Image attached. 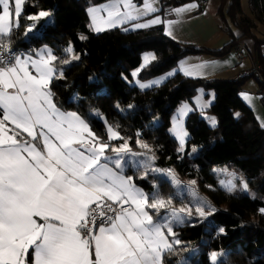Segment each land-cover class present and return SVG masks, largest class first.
Instances as JSON below:
<instances>
[{
    "label": "trees",
    "instance_id": "trees-1",
    "mask_svg": "<svg viewBox=\"0 0 264 264\" xmlns=\"http://www.w3.org/2000/svg\"><path fill=\"white\" fill-rule=\"evenodd\" d=\"M103 1L25 0L19 26L0 41L24 53L41 47L51 50L57 57L53 62L57 72L63 73L50 85L54 103L62 111L78 113L93 133L110 145L108 153L112 146L124 143L154 147L157 168H172L180 177L195 181L198 191L207 197L212 212L205 220L185 219L173 228L180 244L164 254V264H264V128L238 96L243 82L253 77L188 78L174 72L161 85L145 90L129 83L130 71L139 66L144 52H152L154 59L137 73L140 81L175 69L189 54L222 56L243 38L253 42L251 55L264 67V37L258 38L252 31L255 22L264 25V0H248L251 16L242 14L240 0L221 1L218 16L230 42L218 51L176 42L163 33L161 26L134 31L121 26L92 32L86 8ZM39 10L49 11L52 23L41 18L28 32L34 23L28 17ZM232 28L239 36L232 34ZM69 48L71 54L66 51ZM73 55L78 59H72ZM65 59L70 62L63 63ZM198 89L214 93L213 102L202 113L212 115L216 123L210 126L199 111H190L184 120L188 137L181 155L176 141L163 128L153 126L152 119L157 115L169 119L180 103H191ZM106 125L119 133L118 139L109 141ZM191 146L197 147L198 153L189 158ZM221 167L241 174L252 195L220 188L214 170ZM124 171L148 195L153 182L162 190L170 188L157 174L144 178L129 167ZM211 253L222 255L214 263Z\"/></svg>",
    "mask_w": 264,
    "mask_h": 264
},
{
    "label": "snow or ice",
    "instance_id": "snow-or-ice-1",
    "mask_svg": "<svg viewBox=\"0 0 264 264\" xmlns=\"http://www.w3.org/2000/svg\"><path fill=\"white\" fill-rule=\"evenodd\" d=\"M24 3L0 0V37L19 26ZM121 4L129 10L122 12ZM196 7L189 4L174 11L182 15ZM155 11L150 0H145L142 10L132 0H116L89 9L90 27L99 33ZM48 15L41 11L28 19ZM161 23L157 17L135 27ZM10 51L0 41V264H164V254L180 244L169 236L175 237L174 224L184 223L185 209L154 220L172 201L159 195L150 198L132 176L123 174L120 154L131 152L128 145L111 149L117 158H110L106 155L110 145L78 113L61 111L54 103L50 85L54 77H63L53 64L57 57L42 49L36 53L38 59L16 55L7 60ZM66 51L72 53L70 48ZM152 59L145 56V64ZM188 110L182 108L181 115ZM173 131L182 150L188 134L178 123ZM108 134L110 139L119 138L111 127ZM222 185L229 192L235 187ZM243 187L247 189V184ZM195 210L206 215L203 206ZM211 260H217L216 253Z\"/></svg>",
    "mask_w": 264,
    "mask_h": 264
},
{
    "label": "crops",
    "instance_id": "crops-1",
    "mask_svg": "<svg viewBox=\"0 0 264 264\" xmlns=\"http://www.w3.org/2000/svg\"><path fill=\"white\" fill-rule=\"evenodd\" d=\"M170 1L150 0L153 7H155L157 11L149 15H141L139 19L130 20L127 23L118 25L117 27L123 26L124 30L126 31L147 29V28H136L135 25L139 23H147L151 19H155L158 17L160 18L162 23L158 25H153L151 27L161 26L163 33L167 37H169L170 39L176 42L193 45V46L206 49V50H210V51H218L230 42L229 34L224 29L222 21L220 17L218 16V8L222 0H208V3L205 7H202L199 4V2L196 0H182L181 2L177 4H172V2ZM115 2L116 0H105L101 3L90 5L86 8V12L89 18L88 26H89L90 31L95 32L92 29V27H90L91 23H90L89 9L103 8L105 5H111ZM132 2L136 6L137 10H142L145 0H140L139 2L132 0ZM189 4H195L197 7L191 11L184 12L182 15H177L175 13L174 11L175 9L186 7ZM247 4H248V0H247ZM248 8H249V4H248ZM128 10L129 9H125L123 5L121 4L122 12H126ZM101 14L106 16V13H101ZM242 14H244L243 11H242ZM244 15L251 16V14L249 15L244 14ZM169 23H171V33H172L171 35L168 34ZM151 27H148V28H151ZM252 31L255 34V36H257L258 38L264 37V29H261V31L259 32L256 26V22H255V25ZM255 31L261 33L262 36H258L255 33ZM232 34L236 37L239 36V32L233 28H232ZM240 41L245 44L248 50V56L246 57L244 61L238 62L236 60V57L233 51H228L222 56H211L206 53L189 54V55L182 57L178 61L176 68L171 71L170 76H172L174 72H178L182 76L188 77V78H205V79H209V78L231 79L232 78L234 79L242 71L246 70L253 63L256 62L251 55L252 49H253V42L247 38H243ZM42 49H48V48L41 47L31 53H25L21 57L32 56L34 59H38L36 53L40 52ZM200 90L202 89H198L196 94L192 98L191 103L189 102L188 103L191 105L192 109H196L197 111H199L201 113V116H203V118H205L207 122V117L204 116L205 113H202V111L206 110L208 106L213 102L214 93L211 90L209 91L203 90V92L205 93L202 92L201 96L203 98L207 97V99L209 98L210 100H208L207 103L204 101V105L200 106L201 108H198L196 106V102L194 101V99L197 94H200ZM259 91H260V85L258 81L250 77L243 82L241 89L238 93V96L241 99V101L252 111V114L254 118L256 119L258 125L264 128V109L262 108V105L260 104V101H259ZM64 112H73V111H64ZM208 125L211 126V124L209 123ZM108 139L109 141L110 140L113 141L118 138L110 139L109 134H108ZM120 146L121 145L112 146V149L120 147ZM106 155L109 156L110 158L113 157L112 153L106 152ZM130 167L131 165H129V168ZM125 168H126V165H124V170ZM123 174L125 176H128L126 175L125 171ZM140 189L143 190L142 188ZM143 191L146 193L145 190ZM148 211L150 212L149 209ZM153 219L156 220L154 216H153ZM169 240L173 242L172 236H169Z\"/></svg>",
    "mask_w": 264,
    "mask_h": 264
},
{
    "label": "rangeland",
    "instance_id": "rangeland-1",
    "mask_svg": "<svg viewBox=\"0 0 264 264\" xmlns=\"http://www.w3.org/2000/svg\"><path fill=\"white\" fill-rule=\"evenodd\" d=\"M32 2L39 6L38 2H35V1H32ZM240 4H241L243 13L249 15L251 12H250V9L248 8L247 0H240ZM10 7H11V4H10ZM39 12L41 11L39 10ZM45 12H48L49 15L47 17H42V18H44L47 24L52 23V17H51L50 12L49 11H45ZM33 21L34 23L30 25L32 27L34 26L35 22H37L38 20H33ZM90 23H91V17H90ZM256 26L259 32L261 31V29H264V25L262 23L256 22ZM259 32L255 31V33L258 36H262L261 33ZM145 56L154 57V54L150 51L142 53L140 56L139 66L136 69H133L130 71L132 81L129 83L137 86V88H139L140 90H145V89H148L154 86L161 85L168 78V76H170V73L172 71V70L167 71L161 75L150 78L148 80H144V81L137 80L136 75L139 72V70L149 63L148 62L147 64H145L144 62ZM133 73H136V75L134 76ZM140 84H151L152 86L148 88H141ZM202 92L203 90H200V94H197L194 99V101L196 102V106L198 108H201L200 106L204 105V101L207 103L208 100H210L209 98L207 99V97L203 98L201 96ZM185 106L189 110L186 111L183 115H181L180 110L184 108ZM192 110L193 109L188 102H182L174 109L169 119H163L162 116L160 115H157L152 119L153 126L159 129L163 128L170 135V137H172L176 141L177 152L180 153L181 155L184 152V148H185L188 136L185 137V143L183 145V149L181 150L180 140L175 136L173 129L174 127L177 126V123H178V125L186 131L185 126H184V120H185L186 115ZM204 116L207 117V123L211 124L212 126V120H214L213 116L208 115V114H204ZM108 128L109 126L106 125L107 134H108ZM142 145L143 144H137L136 147L128 145V147L131 149V152L121 153L120 155L123 158L124 165H126V167H129V165H131L130 169L137 171L138 176L146 178L147 175L150 173L155 174V175L157 174L158 177H160L163 180H166L170 184V188L167 187L162 190V188H160L156 182H153L154 188L152 192L149 193V197L155 198L157 195H159L161 198L165 200L172 201L171 205H169L165 209H160L158 214L154 215L155 219L159 220L165 216L171 217L172 210L179 212L181 208L185 209V212L182 213V215L185 216V219H191L195 217L198 219H204V220L207 219L209 214L212 212L213 207L210 205L207 197L198 191L197 185L195 183L194 184L192 183L193 180L180 177L178 173L172 168L170 169L157 168L154 165L156 157H157L155 148L149 147V146L145 148V147H142ZM111 153L113 156L112 158H117L116 152L112 151ZM132 153H135V155H132ZM197 153H198V148L195 146H191L190 151L188 153V157L192 158L196 156ZM146 165L149 167H145ZM156 170H159V171H156ZM214 173L219 178L218 186L220 188L229 192L227 188L222 185V182L224 184L231 183L235 186L234 190L231 191L232 193L233 192H244L249 195H252V191L248 188V186H247V189L243 187L246 181L244 177L238 172L232 169L221 167L219 169H215ZM173 177L175 178L173 179ZM198 205L203 206L204 212L206 213L205 216H200L199 213L196 212L195 209ZM189 208L191 209L190 215L188 214ZM151 212H153V210H151ZM179 225L181 224H174V227L179 226ZM172 238H173V242L175 240H178L176 235L175 237H172ZM212 254L213 253H211V255ZM216 254H217V260L221 258L222 253H216ZM211 255H210V259H211ZM217 260L214 263H216Z\"/></svg>",
    "mask_w": 264,
    "mask_h": 264
},
{
    "label": "built area",
    "instance_id": "built-area-1",
    "mask_svg": "<svg viewBox=\"0 0 264 264\" xmlns=\"http://www.w3.org/2000/svg\"><path fill=\"white\" fill-rule=\"evenodd\" d=\"M196 1H198L202 7H205L208 3V0H196ZM8 47L11 49V51L5 54V58L7 60H11L16 55L22 56L25 54L21 49L12 48L9 45ZM232 51L234 52V55L238 62L244 61L248 56V50L245 44L241 41L237 43L236 47ZM247 75L252 76L261 84L259 91V101L260 104L262 105V108L264 109V67L259 63H253L249 68L242 71L237 77H245Z\"/></svg>",
    "mask_w": 264,
    "mask_h": 264
}]
</instances>
